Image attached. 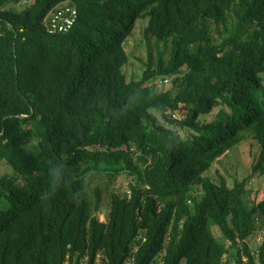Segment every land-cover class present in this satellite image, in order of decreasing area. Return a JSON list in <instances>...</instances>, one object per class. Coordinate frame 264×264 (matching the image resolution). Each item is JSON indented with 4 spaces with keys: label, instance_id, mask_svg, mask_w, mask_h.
<instances>
[{
    "label": "trees",
    "instance_id": "16d2710c",
    "mask_svg": "<svg viewBox=\"0 0 264 264\" xmlns=\"http://www.w3.org/2000/svg\"><path fill=\"white\" fill-rule=\"evenodd\" d=\"M65 2L75 22L50 33ZM139 21L147 61L127 82ZM249 138L262 176L264 0H0V162L15 173L0 177V264H123L142 229L135 264H264V197L213 168ZM120 175L130 192L100 221Z\"/></svg>",
    "mask_w": 264,
    "mask_h": 264
},
{
    "label": "rangeland",
    "instance_id": "374dc122",
    "mask_svg": "<svg viewBox=\"0 0 264 264\" xmlns=\"http://www.w3.org/2000/svg\"><path fill=\"white\" fill-rule=\"evenodd\" d=\"M67 2L63 3L66 4ZM16 10H21V6L13 5ZM145 27V21H139L133 30L132 35L127 38L124 48L128 55V62L122 68V72L129 81L138 80L142 72L145 69V62L147 61V45L143 37V28ZM219 30L223 33V29L220 26ZM217 34H214V37ZM151 49L153 50L154 57L158 56L157 49L151 44ZM161 50V47H159ZM167 55V52H166ZM184 70V68H183ZM155 87V91L160 93L171 89L172 81L157 79L151 83ZM187 113L186 109L183 108L179 111L177 118L181 119ZM160 119V117H158ZM209 119V117H206ZM260 152L259 144L253 139H247L239 143L232 150L228 151L226 155L220 157V159L215 162L213 168L219 171L227 181L229 187L232 186L234 181H242L247 179L245 190L249 192V200L255 203L262 200L264 197V175L258 176L257 174H252V167L256 162L258 154ZM4 174L10 177H15L14 170L11 166L7 165L5 162H0V177ZM133 183L130 177L125 175H120L114 180L105 181L102 186L101 191V201L98 206L97 211H93V215H96L100 221L107 222L110 210V199L111 194L116 193L120 196L128 194L130 191L128 189L129 184ZM94 187V186H93ZM91 200L94 202V189H90ZM215 233L219 235L216 238H220L219 231L214 228ZM146 232V231H145ZM220 240V239H219ZM167 241V239H165ZM180 264H186L185 261H181Z\"/></svg>",
    "mask_w": 264,
    "mask_h": 264
},
{
    "label": "built area",
    "instance_id": "2783aa9c",
    "mask_svg": "<svg viewBox=\"0 0 264 264\" xmlns=\"http://www.w3.org/2000/svg\"><path fill=\"white\" fill-rule=\"evenodd\" d=\"M76 16L75 8L66 3L54 8L44 22L50 33H62L68 31L73 26ZM145 231V229H142L136 235L135 242L130 247L129 256L125 259L123 264H135V255L146 242ZM164 256L165 251L158 253L149 264H164ZM65 264H76V260L70 261L69 256H67ZM79 264H88V261L87 259H82ZM95 264H102V258L98 257L95 260Z\"/></svg>",
    "mask_w": 264,
    "mask_h": 264
}]
</instances>
